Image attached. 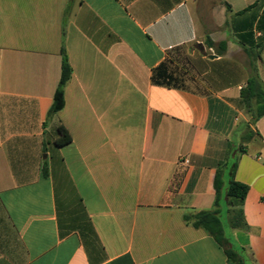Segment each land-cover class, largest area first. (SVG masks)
<instances>
[{
    "label": "crops",
    "instance_id": "0c3cea01",
    "mask_svg": "<svg viewBox=\"0 0 264 264\" xmlns=\"http://www.w3.org/2000/svg\"><path fill=\"white\" fill-rule=\"evenodd\" d=\"M262 42L264 0H0V264H229L183 215L212 208L249 120L243 47L264 83ZM61 47L72 75L47 119ZM175 51L190 57L179 87L154 84ZM251 129L235 172L248 231L232 237L264 264V116Z\"/></svg>",
    "mask_w": 264,
    "mask_h": 264
},
{
    "label": "trees",
    "instance_id": "16d2710c",
    "mask_svg": "<svg viewBox=\"0 0 264 264\" xmlns=\"http://www.w3.org/2000/svg\"><path fill=\"white\" fill-rule=\"evenodd\" d=\"M242 13V12H241ZM207 48H212L216 55L222 56L226 51V42L213 43L205 41ZM264 42L257 44L255 49L260 50ZM244 53L249 60L250 75L245 85L239 91L238 106L248 116L249 120L244 125L240 141L225 142L223 152L219 158L213 179L214 200L211 210L200 211L195 214L183 215V221L195 229H202L221 248L229 264H245L247 259L246 249L233 243L232 235H226L221 221V210L225 208L227 225L231 230L248 231L244 222L243 205L248 192V187L235 180L237 161L240 155L246 153L245 144L253 137L258 136L251 128L264 116V83L256 73L254 63L259 56L253 48H244ZM60 78L54 91L52 104L47 113V119L56 115L64 107V88L71 79L72 70L69 66L64 47H61ZM156 85L166 87H179V79L168 65L163 62L157 66L151 76ZM71 142L68 132L62 126L57 128L55 146L63 147ZM234 156L232 157V154ZM43 176L47 175L46 169L42 170Z\"/></svg>",
    "mask_w": 264,
    "mask_h": 264
},
{
    "label": "rangeland",
    "instance_id": "374dc122",
    "mask_svg": "<svg viewBox=\"0 0 264 264\" xmlns=\"http://www.w3.org/2000/svg\"><path fill=\"white\" fill-rule=\"evenodd\" d=\"M193 49V48H191ZM191 51V50H189ZM190 53V52H189ZM189 54H187L185 51H175L171 52V54H168L167 59L165 60V63L168 65L169 69L175 73V74H185L184 70H188L189 68ZM257 61V59H256ZM244 62L246 65L249 64L248 59H244ZM222 68H225L222 64H217L208 69V75L207 77L210 78L213 74H216L218 71H221ZM221 221L223 223L224 232L226 235H232V230L227 225V219H226V210L225 208H222L221 210ZM233 243L235 241L233 240Z\"/></svg>",
    "mask_w": 264,
    "mask_h": 264
},
{
    "label": "water",
    "instance_id": "95a60500",
    "mask_svg": "<svg viewBox=\"0 0 264 264\" xmlns=\"http://www.w3.org/2000/svg\"><path fill=\"white\" fill-rule=\"evenodd\" d=\"M210 58H216V56H210ZM235 153L232 154V157L234 156Z\"/></svg>",
    "mask_w": 264,
    "mask_h": 264
}]
</instances>
